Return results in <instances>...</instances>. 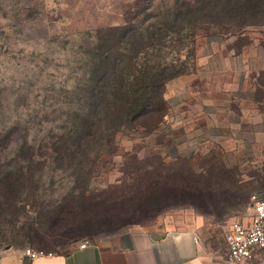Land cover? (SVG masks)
Wrapping results in <instances>:
<instances>
[{
    "label": "rangeland",
    "instance_id": "obj_1",
    "mask_svg": "<svg viewBox=\"0 0 264 264\" xmlns=\"http://www.w3.org/2000/svg\"><path fill=\"white\" fill-rule=\"evenodd\" d=\"M176 1L0 0V177L24 167L29 181L17 195L21 202L16 207L24 208L20 221L32 224L37 217L48 221L50 204L76 192L74 176L90 172L89 166L79 171L70 165L53 147L61 151L64 137L74 134L75 118L82 114L97 51L96 29L139 21L143 29H150ZM221 6L219 26H196L192 43H188L189 28L166 39L163 53L168 59L176 56L179 67L188 69L180 89L189 92L177 97H196L193 91H200L201 97L227 101L230 95L221 87L237 80L238 74L241 80L248 77L254 87L264 85V0L230 4L224 0ZM227 8H233L237 18H228L234 15ZM181 46L183 50L178 49ZM178 99L171 96L168 108ZM259 107L264 118V104ZM175 119L165 118L151 134L123 131L118 134L117 152H103L96 158L89 189L97 205L106 208L107 218L92 229L192 228L208 249L224 254L229 223L248 214L253 195L264 198V137L258 144L245 124L243 138L234 143L223 144L220 136L204 142L206 135L195 143L185 134L189 125L179 126ZM196 120L199 124L207 118L197 115ZM229 130L226 127L221 133ZM156 135L163 140L157 143ZM95 146L88 153L95 152ZM26 155L31 156L30 168ZM62 223L57 227L32 224L30 237L17 238L11 237L8 224L0 223V234L6 236L0 235V252L10 246L31 249L60 244L64 249L78 234L62 232Z\"/></svg>",
    "mask_w": 264,
    "mask_h": 264
},
{
    "label": "trees",
    "instance_id": "obj_2",
    "mask_svg": "<svg viewBox=\"0 0 264 264\" xmlns=\"http://www.w3.org/2000/svg\"><path fill=\"white\" fill-rule=\"evenodd\" d=\"M223 1L177 0L167 15L151 24L150 29H143L141 21L137 25L126 23L97 28V51L87 79L90 85L84 95L85 105L81 116L75 118L71 129L74 134L64 137L61 151L53 147L56 154L66 157L69 164L76 165L79 171L89 166L91 172L101 153L117 152L119 133L127 131L145 135L157 130L169 114L164 95L166 84L188 73L187 68L179 67V58L171 56L168 59L163 53L167 37L189 28L187 32L192 39L188 43H192L196 26H219L223 17ZM231 1L228 0V3ZM227 9L234 15L229 14L228 18H237L233 8ZM181 39L178 40L180 44ZM178 49L183 50L184 47ZM255 87V98L260 106L264 104V93L261 90L264 85L257 83ZM162 140V137L156 135L157 143ZM94 143L95 152L88 153ZM24 158L27 168H30L31 156L26 155ZM23 169V166H19L14 172L0 177V187L3 189L0 191V223L8 224L11 237H30L32 224L37 227L44 224L57 227L60 221H64L59 227L62 232L75 231L81 234L93 230L97 221L107 218L104 205H97L96 199L93 200L89 189L91 174L87 171L88 175L83 172V177L73 175L76 192L64 195L60 201L50 204L48 221L43 222L39 217L32 224L31 220L20 221L24 208L16 207L21 202L17 195L27 186L26 181H29ZM0 235L6 238L3 233Z\"/></svg>",
    "mask_w": 264,
    "mask_h": 264
},
{
    "label": "crops",
    "instance_id": "obj_3",
    "mask_svg": "<svg viewBox=\"0 0 264 264\" xmlns=\"http://www.w3.org/2000/svg\"><path fill=\"white\" fill-rule=\"evenodd\" d=\"M239 75L237 80L226 82L221 87L223 92L230 95L227 101L201 97L200 91L193 93L191 90L190 93L197 94L196 97H177L183 92H189L180 89L187 76L174 78L167 83L168 96L165 98L168 102L171 96L179 99L169 107L170 113L166 118H176L177 121L181 117L177 124L189 125L185 134L187 138L193 137L195 143L200 142L202 135L207 136L204 142H211V139L220 136L223 144L234 143L232 140L243 138L244 125L249 124L251 136L259 144L261 136L264 137V129L261 128L264 118L255 98L256 87L248 81L247 75L244 80ZM169 88L172 89L171 95ZM197 115H203L207 120L198 124ZM226 127L230 128V133L222 134ZM160 154L163 155L161 151ZM82 243L86 244L85 247H80ZM60 246L41 248L32 245L31 250L44 252L36 258L24 254L27 247L10 246L1 250L0 264H235L224 254L208 249L194 229H174L167 225L93 229L71 238L64 249H60ZM241 264H264V250L258 251L253 259Z\"/></svg>",
    "mask_w": 264,
    "mask_h": 264
},
{
    "label": "built area",
    "instance_id": "obj_4",
    "mask_svg": "<svg viewBox=\"0 0 264 264\" xmlns=\"http://www.w3.org/2000/svg\"><path fill=\"white\" fill-rule=\"evenodd\" d=\"M247 208L248 214L233 219L224 233V256L235 264L245 263L264 250V198L253 195ZM24 254L36 258L44 252L26 248Z\"/></svg>",
    "mask_w": 264,
    "mask_h": 264
}]
</instances>
